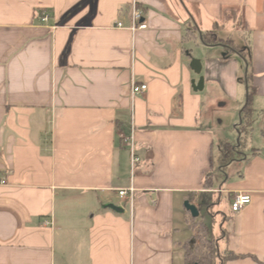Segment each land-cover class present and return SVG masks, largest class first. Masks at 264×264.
Listing matches in <instances>:
<instances>
[{
  "label": "crops",
  "instance_id": "obj_1",
  "mask_svg": "<svg viewBox=\"0 0 264 264\" xmlns=\"http://www.w3.org/2000/svg\"><path fill=\"white\" fill-rule=\"evenodd\" d=\"M207 221L264 264V0H0V264H184Z\"/></svg>",
  "mask_w": 264,
  "mask_h": 264
},
{
  "label": "built area",
  "instance_id": "obj_2",
  "mask_svg": "<svg viewBox=\"0 0 264 264\" xmlns=\"http://www.w3.org/2000/svg\"><path fill=\"white\" fill-rule=\"evenodd\" d=\"M42 21L46 22L48 21V17L45 16L44 18H42ZM131 21H132V25L130 26V28H128L130 31L132 32H136L137 30H143L146 29V25L144 23H142V12L137 8L136 3H134L133 5V10H132V14H131ZM117 28H124L122 23H118L117 24ZM148 86L147 84H135L132 83L131 86V94L132 96H136L139 94H143L147 91ZM126 143H130L131 145V162H132V167H134V165L138 162V158L135 157L134 153H133V143H134V138L133 135L131 134L130 136H121ZM4 184V182H3ZM129 192H133V189H130ZM128 190H120L119 194L121 197L127 196L128 195ZM252 202V196L249 193H239L236 196L233 197L232 201H231V210L233 213L238 214L242 211V209L251 204Z\"/></svg>",
  "mask_w": 264,
  "mask_h": 264
},
{
  "label": "trees",
  "instance_id": "obj_3",
  "mask_svg": "<svg viewBox=\"0 0 264 264\" xmlns=\"http://www.w3.org/2000/svg\"><path fill=\"white\" fill-rule=\"evenodd\" d=\"M203 42L206 44H214V43H219L222 42V40L214 38V35H209V34H203L202 35ZM228 47H230L233 51H238L232 44L231 42H224ZM239 52V51H238ZM252 97H253V91H250L248 93L247 101L242 109V121L245 122L246 126H250L251 120H252V108H251V103H252ZM223 150L225 154L223 155L224 160L227 159V157L230 155L232 151V146L229 144H224L223 145ZM210 246H208L209 253L207 254H193L189 253L188 251L185 252V263L184 264H216V260L218 257V248L217 245L214 247L211 243H209ZM217 255L216 257L214 255ZM236 257L232 254L229 255L228 257L221 259L222 262L226 261L227 259H235ZM257 263L260 264V262L254 258ZM197 260V262H196Z\"/></svg>",
  "mask_w": 264,
  "mask_h": 264
},
{
  "label": "rangeland",
  "instance_id": "obj_4",
  "mask_svg": "<svg viewBox=\"0 0 264 264\" xmlns=\"http://www.w3.org/2000/svg\"><path fill=\"white\" fill-rule=\"evenodd\" d=\"M237 120L240 122L242 120V117L237 118ZM237 142V138L234 139H229L228 142L226 144H235ZM215 216H217L218 214H214ZM208 222V221H207ZM220 222L219 220H217L215 222V227H214V231H215V235H217V233L219 234L220 230ZM211 223H206L205 225H201L199 224L198 226V231L196 232V236L194 238V243H190L186 246V251H188L189 253H193V254H207L209 253L208 250V246H210L209 243H211L214 247L216 246V240L215 238L211 235V231L210 229L212 228ZM215 257L217 256L216 254L214 255ZM226 256V255H225ZM218 257L219 259H224L226 257L224 256H220V253L218 252ZM217 258L216 260V264H219L220 260ZM222 261V260H221ZM197 262V260H196ZM224 262V261H223Z\"/></svg>",
  "mask_w": 264,
  "mask_h": 264
},
{
  "label": "water",
  "instance_id": "obj_5",
  "mask_svg": "<svg viewBox=\"0 0 264 264\" xmlns=\"http://www.w3.org/2000/svg\"><path fill=\"white\" fill-rule=\"evenodd\" d=\"M193 65H197V69H200V67L198 66V64H196V62H194ZM202 85H203V80L201 79L200 82H199V85H198L199 89L202 88ZM110 207L113 210L117 211V212H121L122 211L121 208H119V207H116V206H110ZM185 207H186V209L188 211H190V213L192 214L193 217H195V218L198 217L199 212H198V210H197V208L195 206H193V205L189 204L188 202H186L185 203Z\"/></svg>",
  "mask_w": 264,
  "mask_h": 264
}]
</instances>
